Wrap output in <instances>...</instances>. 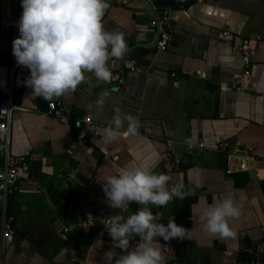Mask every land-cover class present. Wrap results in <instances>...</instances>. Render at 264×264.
<instances>
[{
    "label": "crops",
    "instance_id": "obj_1",
    "mask_svg": "<svg viewBox=\"0 0 264 264\" xmlns=\"http://www.w3.org/2000/svg\"><path fill=\"white\" fill-rule=\"evenodd\" d=\"M152 1L108 0L105 30L123 33L128 52L109 59L110 81L85 73L76 91L54 98L71 114L67 123L47 113L48 101L32 97L23 83L30 71L21 80L11 150L27 161L14 194L5 202L0 193V215L5 210L15 229L5 264H116L123 253L100 221L120 215L123 222L143 206L113 209L102 183L127 165L162 172L170 184L183 183L187 193L166 206H148L158 223L167 225L174 217L191 230L183 251L180 239L156 238L163 264H247L255 258L248 249L264 245V0H194L168 7L167 50L156 47L159 32L147 10ZM162 8H155L160 19ZM0 10V73L5 74L17 64L12 50L20 33L13 26V4L3 0ZM224 30L251 40L255 51L252 79L239 92L227 87L242 72V60L233 42L223 38ZM145 47L151 51L137 59L134 54ZM117 110L122 119L131 115L137 130L129 133L124 120L120 135L106 141L105 129ZM85 117L91 122H85L81 140L75 121ZM187 140L204 142L205 150L190 151ZM225 197L241 206L242 215L230 220L235 237L221 240L203 230L200 215ZM2 229L0 222V240ZM138 240L130 242L132 248ZM260 259L264 262V252Z\"/></svg>",
    "mask_w": 264,
    "mask_h": 264
},
{
    "label": "clouds",
    "instance_id": "obj_2",
    "mask_svg": "<svg viewBox=\"0 0 264 264\" xmlns=\"http://www.w3.org/2000/svg\"><path fill=\"white\" fill-rule=\"evenodd\" d=\"M23 9L17 23L20 35L13 41L12 54L17 66L30 71L23 82L32 89V97L46 101L76 91L92 73L98 80L112 79L110 58L122 59L128 52L125 36L121 32L105 30L103 18L110 7L108 0H21ZM104 95H108L107 92ZM98 100L97 107L103 108ZM124 120L129 133H135L137 124L131 115L123 119L119 110L105 129V140L113 141L120 135ZM170 177L140 165L121 167L117 174L109 175L102 183L107 203L113 209L126 211L132 203L143 207L121 222L120 215L100 222L111 238L113 247L121 250L116 264H163L161 244L173 239L185 240L191 231L178 225L175 218L167 225L158 223L149 205L166 206L173 198L183 200L187 193L183 183L172 185ZM242 215L241 206L233 198L214 200L200 215L205 232L221 240L234 238L230 226L232 218ZM139 237L135 248L130 242Z\"/></svg>",
    "mask_w": 264,
    "mask_h": 264
},
{
    "label": "built area",
    "instance_id": "obj_3",
    "mask_svg": "<svg viewBox=\"0 0 264 264\" xmlns=\"http://www.w3.org/2000/svg\"><path fill=\"white\" fill-rule=\"evenodd\" d=\"M3 0H0V4ZM10 1L15 9L14 16V29L17 32V23L22 14L21 0H8ZM122 4H129L135 0H115ZM182 8V7H181ZM1 12V10H0ZM163 19H153L151 26L158 29L159 38L156 43L158 50H167L171 42V34L167 30L166 22L170 16V8H162ZM222 36L226 40H231L234 45L235 51L240 55L242 60V72L236 78L235 83L231 86L227 85L236 91H241L245 84L251 81L253 76L254 66V48L249 39H241L238 36H233L228 30L222 31ZM133 63V62H132ZM133 69L140 71L141 67L138 65H132ZM5 74L0 73V155L3 158V163L0 166V193L2 194L4 201L14 194L19 180L20 171L23 165L26 164L25 155H15L11 150L12 144V121L13 113L20 107L15 103V95L20 91L21 80L29 72V70L23 66L11 65L5 68ZM176 73H173L175 76ZM47 113L62 122L67 123L71 119V114L63 105V102L59 99H53L47 103ZM91 122V117H85L84 119H77L75 126L82 129L79 134V139L83 140L84 135V124ZM173 140H168L170 146L173 145ZM187 148L192 152L201 153L205 150L204 142L198 143L192 140L185 142ZM92 221V219H89ZM0 222L2 224V236L0 240V264H5V256L8 250L13 246L15 239V229L13 222L10 217L7 216L6 211L3 210L0 215ZM164 241V240H163ZM250 254L254 255L255 258L247 264H264L260 259V255L264 252V245H258L255 248L248 249Z\"/></svg>",
    "mask_w": 264,
    "mask_h": 264
},
{
    "label": "water",
    "instance_id": "obj_4",
    "mask_svg": "<svg viewBox=\"0 0 264 264\" xmlns=\"http://www.w3.org/2000/svg\"><path fill=\"white\" fill-rule=\"evenodd\" d=\"M191 1H194V0H153L151 3H149L147 10L151 15L154 16L155 19H157L158 17L155 12L156 7L181 6Z\"/></svg>",
    "mask_w": 264,
    "mask_h": 264
},
{
    "label": "trees",
    "instance_id": "obj_5",
    "mask_svg": "<svg viewBox=\"0 0 264 264\" xmlns=\"http://www.w3.org/2000/svg\"><path fill=\"white\" fill-rule=\"evenodd\" d=\"M188 4H186V5H188ZM149 51H151V48L150 47L140 48L138 50V52H136L134 55H138L136 58L139 59V60H141L142 56L144 54L148 53ZM181 243H182L181 246L180 245L178 246V250L183 251L186 248V242L184 240H181Z\"/></svg>",
    "mask_w": 264,
    "mask_h": 264
}]
</instances>
